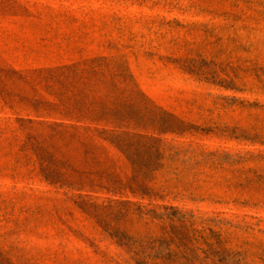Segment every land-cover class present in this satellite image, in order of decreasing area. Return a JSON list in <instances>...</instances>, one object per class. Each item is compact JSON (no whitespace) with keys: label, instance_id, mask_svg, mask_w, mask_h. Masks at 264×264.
<instances>
[{"label":"rangeland","instance_id":"374dc122","mask_svg":"<svg viewBox=\"0 0 264 264\" xmlns=\"http://www.w3.org/2000/svg\"><path fill=\"white\" fill-rule=\"evenodd\" d=\"M74 63L104 76L32 71ZM80 92L163 152L152 194H82L256 224L244 248L264 264V0H0V244L20 264H136L24 147L19 119L63 118L33 101ZM169 114L185 125L170 132ZM105 145L126 182L132 164Z\"/></svg>","mask_w":264,"mask_h":264},{"label":"trees","instance_id":"16d2710c","mask_svg":"<svg viewBox=\"0 0 264 264\" xmlns=\"http://www.w3.org/2000/svg\"><path fill=\"white\" fill-rule=\"evenodd\" d=\"M32 71L63 78L76 72L83 79L88 78L87 74L96 79L104 76L102 70L80 68L79 63ZM86 100L82 92L75 98L64 97L55 102L35 100L31 107L36 112L45 105L50 111H57L62 120L19 119L24 147L33 153L44 181L66 193L77 192L73 199L78 207L96 219L124 249L129 261L136 264H252L247 261L249 252L244 245L250 243L249 236L254 231H262L255 229L256 224L131 199L107 198L98 202L91 200V194H82L99 190L115 194L126 188L134 197L150 195L149 183L163 158L160 138L134 132L129 123L103 122L100 118L106 116V111L97 100ZM174 118L176 126L170 127V132L185 125ZM105 142L132 164V175L124 183L112 168ZM261 261L264 263V257ZM0 264L20 263L0 244Z\"/></svg>","mask_w":264,"mask_h":264}]
</instances>
